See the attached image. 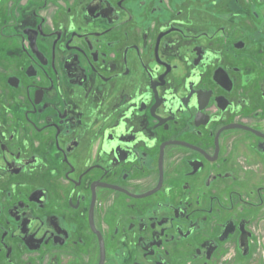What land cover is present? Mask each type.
<instances>
[{"label":"flooded vegetation","instance_id":"obj_1","mask_svg":"<svg viewBox=\"0 0 264 264\" xmlns=\"http://www.w3.org/2000/svg\"><path fill=\"white\" fill-rule=\"evenodd\" d=\"M0 264H264V0H0Z\"/></svg>","mask_w":264,"mask_h":264}]
</instances>
